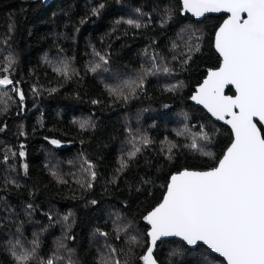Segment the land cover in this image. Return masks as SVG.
I'll use <instances>...</instances> for the list:
<instances>
[{"label": "trees", "instance_id": "16d2710c", "mask_svg": "<svg viewBox=\"0 0 264 264\" xmlns=\"http://www.w3.org/2000/svg\"><path fill=\"white\" fill-rule=\"evenodd\" d=\"M225 17L197 21L182 13L181 0H0V70L13 57L10 78L18 90L0 87V264H14L9 241L30 248L34 239L38 260L31 264L53 253L64 257L55 264L69 257L74 264H103L113 258L109 246L121 264H143L149 240L143 216L161 202L170 176L215 166L233 139L230 128L190 100L207 69L220 66L214 38ZM97 53L109 62L93 72ZM46 56L72 61L76 72L65 78ZM154 64L170 71L146 75L135 97L124 101L110 91ZM201 126L210 140L185 147ZM144 134L152 143L118 171L133 137ZM167 142L178 145L171 159ZM129 224L116 239V227ZM132 235L138 244L130 245ZM155 259L227 264L205 245L190 248L176 239L161 241Z\"/></svg>", "mask_w": 264, "mask_h": 264}, {"label": "snow or ice", "instance_id": "6c2138e0", "mask_svg": "<svg viewBox=\"0 0 264 264\" xmlns=\"http://www.w3.org/2000/svg\"><path fill=\"white\" fill-rule=\"evenodd\" d=\"M103 7L104 4H100L99 8L93 9L92 15H99V9ZM183 9L196 16L220 11L230 14L215 34V48L223 63L216 70H208L207 78L191 99L203 104L213 116L226 120L231 126L233 139L215 166L203 171L183 169L170 176L162 202L143 216L150 230L147 232L148 247L139 259L143 264H158L153 255L157 241L163 237H180L190 246L202 241L224 257L227 264H264V132L261 130L264 128V0H183ZM127 23L141 27L135 20L129 19ZM192 50L188 48L189 53ZM96 55L100 62L91 68L93 72L109 62L107 55ZM14 63L13 57L9 56L8 66L0 70V87L13 85V90L18 91L10 79ZM56 71L69 78V63L64 61ZM159 71L169 72L170 69L154 64L152 68L144 69L137 79L127 81L123 88L110 91L116 98L127 101L136 96L138 89H143L146 75ZM229 85L235 87L236 95L224 94ZM178 87L179 84L173 85L168 90L174 91ZM19 95L23 100V93ZM87 126L88 122L80 124L81 128ZM177 135H184V132H177ZM198 139L210 140L203 126L200 132L191 135L190 144L185 147L198 149ZM51 142L60 143L58 140ZM132 143L133 150L126 154L127 159L121 157L118 171L126 169L141 147L150 145L152 140L144 134L134 136ZM167 146L171 159L172 150L178 145L167 142ZM24 155L21 151L20 156ZM23 167L26 171L28 165ZM93 167L89 164L91 180L96 178V172L91 171ZM87 187H92L91 182ZM130 227V224L117 226L116 239H120V233H127ZM101 235L107 236L108 233L102 232ZM128 240L130 245L139 243L134 235ZM38 247L36 239L31 241L30 248H25L19 240L9 241L14 264H31L38 260ZM59 247L65 246L61 243ZM109 252L113 258H102L103 264H121V260L115 258L117 249L109 246ZM63 259L53 253L47 260H39V264H55ZM67 264H74L71 257Z\"/></svg>", "mask_w": 264, "mask_h": 264}, {"label": "water", "instance_id": "95a60500", "mask_svg": "<svg viewBox=\"0 0 264 264\" xmlns=\"http://www.w3.org/2000/svg\"><path fill=\"white\" fill-rule=\"evenodd\" d=\"M43 2H44V4H49L51 1H53V0H42ZM181 2H182V13L184 14V15H190L191 17H193L194 19H196L197 21H202L203 19H205L206 17H208V16H221V15H226V17L224 18V20L222 21V23L220 24V26L223 24V22L226 20V19H228V17H229V13H227V12H224V11H220V12H206L203 16H196V15H194L192 12H187V11H184V9H183V0H181ZM246 18V17H245ZM220 26L217 28V30H216V32L219 30V28H220ZM216 34V33H215ZM214 46H215V38H214ZM215 50H216V48H215ZM216 52L218 53V55L220 56V58H221V63H220V66L222 65V63H223V58H222V56L219 54V52L216 50ZM219 66V67H220ZM218 67V68H219ZM218 68H216V69H218ZM216 69H212V70H216ZM208 70L209 69H207V75L205 76V78L203 79V81L207 78V76H208ZM203 81H202V83H203ZM201 83V84H202ZM201 84H199L198 86H196L195 87V89H194V92H193V94L192 95H194L195 93H196V90L198 89V87L201 85ZM233 89L234 90V92H235V94H230L228 91L230 90V89ZM224 94L225 95H229V96H234V95H236V89H235V87L234 86H232V85H229V86H227L226 88H225V90H224ZM191 95V96H192ZM191 100V102L193 103V104H195V105H197L198 107H201L202 109H204L216 122H219V123H222L223 125H225V126H227L228 128H230L231 129V126L230 125H228L227 123H226V120H220V119H218L216 116H213L212 115V113L211 112H209L208 111V109L203 105V104H200V103H198L197 101H194V100H192V99H190ZM227 119V118H226ZM258 126H259V123H258ZM262 130V132H263V130H264V128H262L261 129ZM232 131V130H231ZM233 134V133H232ZM188 170H190V169H188ZM195 171H198V170H195ZM165 194H166V191H165ZM164 194V195H165ZM164 197V196H163ZM161 202H162V200H161ZM160 202V203H161ZM145 221V220H144ZM145 223H146V225L148 226V231L150 230V225L147 223V221H145ZM173 239H176V240H180V241H182V242H184L186 245H187V243L185 242V241H183L182 240V238H180V237H163V238H161V240H159V241H157V246H156V248L154 249V253H153V255H154V257H155V253H156V251H157V247H158V244L161 242V241H163V240H173ZM199 245H205V246H207L206 244H204L202 241H200V242H197V244L196 245H187V246H189L190 248H195V247H197V246H199ZM208 247V246H207ZM209 248V247H208ZM210 249V248H209ZM211 251H213L214 252V250H212V249H210ZM215 253V252H214ZM215 254H217L218 256H220L221 258H223L224 260H225V262L227 263V261H226V259L224 258V257H222L219 253H215Z\"/></svg>", "mask_w": 264, "mask_h": 264}, {"label": "rangeland", "instance_id": "374dc122", "mask_svg": "<svg viewBox=\"0 0 264 264\" xmlns=\"http://www.w3.org/2000/svg\"><path fill=\"white\" fill-rule=\"evenodd\" d=\"M45 60H47L48 62L50 61L52 63V65L55 67V68H60L62 67V63L63 62H56L57 60H52L51 58H49V56H46ZM69 63V66H70V73L69 74H73L76 72L75 70V66L73 64L72 61H67ZM96 64V62L93 63V66ZM11 79V78H10ZM10 86V85H9ZM124 86V85H123ZM122 86V88H123ZM149 116V115H148ZM60 145V144H58Z\"/></svg>", "mask_w": 264, "mask_h": 264}]
</instances>
